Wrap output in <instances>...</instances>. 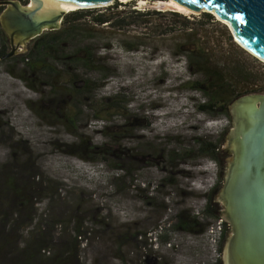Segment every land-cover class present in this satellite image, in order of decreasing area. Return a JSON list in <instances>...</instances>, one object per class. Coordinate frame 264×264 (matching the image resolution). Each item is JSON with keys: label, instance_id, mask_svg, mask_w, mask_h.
<instances>
[{"label": "rangeland", "instance_id": "obj_1", "mask_svg": "<svg viewBox=\"0 0 264 264\" xmlns=\"http://www.w3.org/2000/svg\"><path fill=\"white\" fill-rule=\"evenodd\" d=\"M17 1L21 6L30 4V0ZM115 1L130 2L140 11L178 13L164 4L166 0ZM104 9L87 10L100 13ZM202 14L181 15L194 24L191 27L202 30L209 43L213 41L211 45L218 53L229 51L221 32V25H225L214 16L216 23L206 24ZM69 25L80 30L82 21L70 18L66 27ZM60 28L61 23L56 30ZM46 32L51 31L42 34ZM89 34H92L89 41L95 44L115 42L116 35L112 33L92 30ZM34 40L22 47L24 52L1 59L11 52V47L8 37L0 29V49L4 48V56L0 58V183L3 185L11 175L2 173L1 176L3 167L10 168L14 163H27L40 174V178L35 179L39 183V194H34L36 198L29 201L25 209V220L35 216V221L23 231L15 228L13 234L20 233L24 243L31 231L40 232L46 224L53 222L64 223L62 227L56 225L57 231H53L55 224L51 225L50 233H44L42 242L49 246L48 250L57 247L74 250L79 246L77 264H156L160 260L165 264H176L175 250L165 246L167 242L174 244L169 226L176 209L192 210L193 206L201 204L204 192L216 181L218 188L213 200L218 205V215L226 217L228 213L223 192L234 159L232 145L238 125L236 101L217 120L199 111L196 107L199 94L176 84L194 77L185 74L183 63L172 55L175 40L166 38H156L151 43L149 48L154 52L153 57L144 54L146 46L136 54H127L114 46L108 53L109 64L118 69L109 71L115 77L110 78L101 91L94 87L93 92L80 90L79 78L96 80L99 85L100 75L92 69L80 73L79 70L68 73L59 70L57 75L48 74L46 79L35 80V90L31 91L18 74L25 68L21 59ZM232 40L238 45L233 37ZM75 42L79 44V37ZM238 47L247 57L234 51L230 54L253 68L259 77L258 85H264V63ZM47 80L55 84V91L45 83ZM74 81L76 83L71 84ZM40 111L45 113L43 117L37 114ZM64 115L76 117L78 132L89 144L110 143L121 159L98 158L94 162H85L59 151L58 142L75 140L64 126ZM104 126L110 127L107 132L118 133V137L111 140L101 134ZM198 139L219 145L216 160L195 152ZM116 163L126 168L134 167V174L124 175L126 168L115 171L112 166ZM115 174L119 175L118 180H113ZM167 177L170 179H165ZM0 195L2 200L5 199L2 193ZM146 197L155 204H145L148 202ZM2 206L4 208L5 204ZM76 217V223L82 225L83 235L74 240L67 226L71 228ZM157 226L162 231L153 235ZM137 231H144L141 239L134 238ZM162 233L165 235L157 241V236ZM152 235L157 242L155 256L160 259L145 262L146 254L152 249L148 244H155ZM233 237L230 225L223 241L222 264H225L226 247ZM141 241L146 243L145 248H140ZM184 252L186 254V248ZM187 259L181 260L189 264Z\"/></svg>", "mask_w": 264, "mask_h": 264}, {"label": "trees", "instance_id": "obj_2", "mask_svg": "<svg viewBox=\"0 0 264 264\" xmlns=\"http://www.w3.org/2000/svg\"><path fill=\"white\" fill-rule=\"evenodd\" d=\"M147 1L155 2L156 0ZM1 10L2 7H0V12ZM201 16L206 24L216 23L213 16L208 13H203ZM70 18L82 21L80 30L70 28V25L66 27ZM192 25L194 24L179 13L155 10L140 11L135 9L130 2L115 1L100 13L87 9L72 11L64 17L59 30L46 32L32 42V46L21 59L25 68L21 70L18 76L24 81L29 90L34 91L33 83L35 80L46 79L49 76L48 74L57 75L59 70L66 73L79 70L80 73L92 69L100 75V79L97 80L99 85L96 84V80L79 78L82 84L80 90L93 92L94 87L95 90L101 91L107 86L109 79L115 77L109 71L118 69L116 65L112 68L109 64L108 53L114 46H118L121 51L127 54H136L142 47L146 46V49L142 48L144 54L153 57L154 52L149 48L150 45H153L151 43H154L156 38L159 40L166 38L175 40V51L172 52V55H175L174 57L179 58L178 60L183 63L184 73L194 77L188 78L186 81H178L176 84L199 94L196 101L197 109L211 116L213 120H217L224 113L226 114L229 105L236 100L247 95L264 92V85H258L259 77L254 69L242 64L239 58L230 54L231 51H234L247 57L245 51L233 42L229 30L225 26L221 25V32L229 51L220 50L218 53L217 49L211 45L213 41L209 43L208 36L202 30L191 27ZM94 26L99 30H96ZM135 29H141L142 31H136ZM92 30L116 35L114 36L115 42L100 45L92 43L89 41L91 39L90 35L92 36L89 32ZM78 37L79 44H76L75 40ZM3 56L4 48L0 49V58ZM252 61L256 62L253 59ZM73 75L78 77L75 74ZM51 82L45 81L55 91V84ZM75 83L76 81L71 84L74 85ZM69 84L67 83V85ZM73 85L72 89L75 90ZM37 114L40 117L45 115L42 111H40V114L37 112ZM63 122L75 139L70 143L58 142L57 149L63 154L77 157L85 162H94L98 158L112 161L121 159L110 143L99 146L89 144L87 138L79 134L75 116L68 117L64 115ZM108 129L110 127L104 126L101 134L111 140L118 137V133L107 132ZM129 137H131V134H129ZM194 150L199 155L210 156L216 160L219 145L212 141L203 142L198 139ZM112 168L120 172L126 167L116 163ZM26 169L28 171L24 172ZM134 172L135 168L129 166V168H126L124 175L130 176ZM2 173H4V176L9 173L11 175L3 185L0 183V194L2 193L5 197L3 200L0 197V264H77L79 261V246L74 250H62V247L48 250L49 246L42 242L44 233H50L51 225L55 224L56 226V222L46 224L44 229L38 231L39 233L34 230L31 231L28 235L29 239L24 243L20 233L13 234L15 228L19 227L23 231L25 227L35 221V216L28 218L27 221L25 220V209L36 198L34 194L37 196L39 194V191H37L39 183L35 179L37 177L39 179L40 174L32 170L27 163H14L10 168L3 167L1 176ZM115 175L113 180H118L119 175ZM165 179H170V177ZM217 188L218 183L215 181L204 192L201 204L193 206L192 210L182 207L175 210L169 226L172 229L169 235L172 237L173 233L171 242H174V244L170 249L176 252V264H184L182 258H188L189 264H194V262L203 258L207 259L205 246L200 236L206 232L215 220L221 217L217 212L218 205L213 200ZM146 198L148 202H145V204L150 206L155 204L152 203L150 198ZM3 203L5 204L4 208H2ZM76 220H78V217L73 218L71 228L67 226V230L74 240L83 235L80 230L82 225L81 223L77 224ZM58 225L62 227L64 223ZM55 226L53 231H57V226ZM227 231L228 223H225L219 246L220 251H222ZM165 233L158 235L157 241L163 238ZM143 235L144 231H137L134 238L140 237L141 239ZM175 244L177 247H175ZM148 246L149 249H153L152 244H148ZM145 247L146 243L141 241L140 248ZM184 248H186V254ZM152 249L149 250L150 254H146L145 262L149 259L154 262H156V259H160L159 256H155L156 248ZM157 263L165 264L166 262L160 260ZM212 264H222L221 258Z\"/></svg>", "mask_w": 264, "mask_h": 264}, {"label": "water", "instance_id": "obj_3", "mask_svg": "<svg viewBox=\"0 0 264 264\" xmlns=\"http://www.w3.org/2000/svg\"><path fill=\"white\" fill-rule=\"evenodd\" d=\"M114 1L30 0L24 6L17 0L0 1V28L13 48L1 59L24 52L22 47L44 31L58 29L66 11L107 7ZM171 1L195 14L213 11L212 16L228 23L224 25L240 47L264 61V0ZM235 104L234 159L223 192L228 209L223 217L234 237L226 247L225 264H264V94L244 96Z\"/></svg>", "mask_w": 264, "mask_h": 264}, {"label": "built area", "instance_id": "obj_4", "mask_svg": "<svg viewBox=\"0 0 264 264\" xmlns=\"http://www.w3.org/2000/svg\"><path fill=\"white\" fill-rule=\"evenodd\" d=\"M225 223L227 221L224 217H219L217 220H215L206 230L204 234L200 236L207 253V259L203 258L201 260H198L194 262V264H212L216 262L219 258L222 259V251H220V242L222 235L224 233V227ZM162 228L158 227L153 235H157V233H161ZM152 235V239L154 240L155 244H153V247H157L156 237ZM151 239V240H152ZM167 247H172V244L169 242L166 244ZM175 247L177 245L175 244ZM208 247V250H207Z\"/></svg>", "mask_w": 264, "mask_h": 264}, {"label": "bare ground", "instance_id": "obj_5", "mask_svg": "<svg viewBox=\"0 0 264 264\" xmlns=\"http://www.w3.org/2000/svg\"><path fill=\"white\" fill-rule=\"evenodd\" d=\"M30 4H31V2H30ZM164 4H166L168 6H171L176 12H178V13H180L182 15H192V14L194 15L195 14V13H192L191 11L187 10L186 8L177 5L176 3L172 2L171 0H166V2H164ZM99 6H104V5H99ZM81 8H83V7H75L73 9H71V10L66 11V12H71V11H74V10H80ZM210 15H215V14H214L213 11H211L210 12ZM216 19L219 22H221L222 24H226V26H229L228 23L220 20L218 17ZM258 59L264 63V61L262 59H260V58H258ZM232 149L233 150L235 149V146L234 145H232ZM224 261H225V263H227V252H225Z\"/></svg>", "mask_w": 264, "mask_h": 264}, {"label": "flooded vegetation", "instance_id": "obj_6", "mask_svg": "<svg viewBox=\"0 0 264 264\" xmlns=\"http://www.w3.org/2000/svg\"><path fill=\"white\" fill-rule=\"evenodd\" d=\"M2 11V10H1ZM1 29V28H0ZM11 49H13V48H11ZM229 228H230V225H229V223H228V230H229ZM227 233V232H226Z\"/></svg>", "mask_w": 264, "mask_h": 264}, {"label": "snow or ice", "instance_id": "obj_7", "mask_svg": "<svg viewBox=\"0 0 264 264\" xmlns=\"http://www.w3.org/2000/svg\"><path fill=\"white\" fill-rule=\"evenodd\" d=\"M189 2H191V3H194V2H195V0H189Z\"/></svg>", "mask_w": 264, "mask_h": 264}]
</instances>
